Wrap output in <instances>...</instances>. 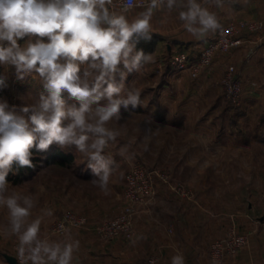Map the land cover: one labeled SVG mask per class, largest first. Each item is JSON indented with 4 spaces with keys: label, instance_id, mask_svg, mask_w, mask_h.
<instances>
[{
    "label": "clouds",
    "instance_id": "obj_1",
    "mask_svg": "<svg viewBox=\"0 0 264 264\" xmlns=\"http://www.w3.org/2000/svg\"><path fill=\"white\" fill-rule=\"evenodd\" d=\"M210 2L223 6V0ZM118 6L117 11L114 0H0V89L7 87L10 67L18 80L38 78L42 85L33 104L17 109L0 102V206L19 241V264H72L80 243L70 233L65 241L41 238L43 217L53 213L45 210L29 221L36 200L10 186L13 164L33 167V148L75 146L96 177L91 183L108 195L116 163L103 153L120 134L109 125L120 124L122 109L131 116L144 106L140 90L126 88L124 81L154 62L137 48L152 39L154 13L180 8L183 28L197 40L222 27L200 0H118ZM138 7L144 10L130 20L128 13ZM152 123L151 116L143 121L146 140ZM60 230L67 233L63 224ZM170 264H185V258L173 255Z\"/></svg>",
    "mask_w": 264,
    "mask_h": 264
},
{
    "label": "rangeland",
    "instance_id": "obj_2",
    "mask_svg": "<svg viewBox=\"0 0 264 264\" xmlns=\"http://www.w3.org/2000/svg\"><path fill=\"white\" fill-rule=\"evenodd\" d=\"M241 21L240 19L234 22ZM248 21L253 24L264 23L261 19ZM250 34L264 36V32H250ZM215 58L208 67L198 73L189 70L178 72L174 79L168 76L174 71L171 59L145 65L144 68H150L151 71L157 69L158 73L153 76L149 73L138 78L133 77L132 73L127 75L124 81L126 88L140 90L141 101H157L158 89L169 83L173 87L178 86L175 88L177 91L173 90L172 97L187 98L196 103V107L199 104V115L213 116L216 110L214 115L217 118L205 119L203 124H198L197 119H194L192 122L180 125L181 127L153 125V132L146 140L143 131V121L146 118L134 114L130 116L122 109L120 124L109 125L120 134L103 153L112 156L116 163L115 171L110 178L108 195H104L91 183L96 177L87 167L86 157L77 153L75 146L62 149L53 144L45 152H37L33 148V167L25 166L18 169L19 165L13 164L12 171L7 176L10 186L24 195L32 194L36 200L29 221L43 216L45 210H51L53 213L52 216L43 217L41 238L57 241L72 230H82L71 228L64 236H59L54 231L57 223L67 214H76L89 220L88 214L75 210L73 200L77 197L79 200L89 198L90 202L108 201V217L97 226L121 215L128 205V180L132 178L134 181L151 179L155 183L156 195L148 204L159 196L178 198L185 201H200L207 211L216 213L219 216L222 232L211 242L212 244L218 240L224 241L234 231L240 235L249 234L250 245L254 240L259 242L264 240V142L256 140L258 133H264L262 120L264 83L256 86L263 90L257 92L259 96L255 97L258 98L259 107L253 108V111L248 110L249 106L246 104L250 100L249 95H252L249 89L253 88L248 86L249 76L236 65L231 64L226 65L225 71L220 75L218 72L213 73L210 69ZM230 67H233L234 75L242 86L238 104L232 102L223 84ZM158 68L162 70L158 71ZM3 72V67H0V74ZM116 79L119 81V74ZM183 86L190 89V92H184ZM192 88H196L197 91L192 92ZM40 91L42 85L38 78L26 77L24 80H18L14 67H10L7 87L0 89V102L7 101L9 106H16L19 109L25 104L35 103ZM240 115L253 116V123L242 120L239 124L237 118ZM195 129L205 131L206 134L210 133V137L206 136L203 146L201 139L193 135ZM214 133H236L239 137L236 138L237 140L226 137L220 141L214 140L216 138ZM215 141L216 144H222L221 149L215 150L217 148L213 145ZM57 151L71 156L72 160L65 165L50 162L49 156ZM112 181L114 184L111 185ZM120 202L123 204V210L117 214ZM148 204L138 205L137 213L139 207ZM233 216L235 218H231ZM226 219H234L235 222ZM229 222L230 227L225 231L223 228L226 224L229 225ZM18 245V238L10 234L8 211L0 206V264H6L4 262L6 254L12 256L16 254ZM209 260L212 263L210 252Z\"/></svg>",
    "mask_w": 264,
    "mask_h": 264
},
{
    "label": "crops",
    "instance_id": "obj_3",
    "mask_svg": "<svg viewBox=\"0 0 264 264\" xmlns=\"http://www.w3.org/2000/svg\"><path fill=\"white\" fill-rule=\"evenodd\" d=\"M200 2L217 14L222 25L221 29L210 33L205 39L197 40L183 28L182 21L179 19L180 8H175L171 12L167 9L158 10L151 20L152 36L158 38L154 50L150 53L154 57V62L145 65L169 60L180 52L188 54L192 59H198L201 51L227 24L240 19L242 21L264 20V0H223L222 7H216L210 0L208 3H205V0ZM143 10V7L135 8L128 13V18L133 19ZM242 37L244 44L227 55L217 56L210 71L218 72L220 75L229 64L236 65L238 69L244 71L250 78L248 86L253 87L249 89L252 95H249L250 100L246 105L249 106L248 110L253 111V108L259 107L258 98H255L259 96L257 92L263 91L256 86L264 83V39L262 36L251 35L247 31L242 34ZM18 42L23 45L25 40ZM145 65L138 72H132L133 77L138 78L147 73L153 76L158 73L157 69L151 71L150 68H144ZM160 70L162 69L158 68V71ZM177 74L178 72L172 71L168 76L174 79ZM176 87L169 83L164 84L157 91L159 99L157 101L142 100L145 107H137L134 110V116L145 118L151 116L153 120L151 127L153 125L181 127L180 125L192 122L194 119H197L198 124H203L205 119L217 118L214 115L216 110L213 116L199 115V104L196 107V103L187 98L172 97L173 90L177 91ZM185 88L187 87L183 86L184 92H190V89ZM196 91V88H192V92ZM252 117L240 115L237 120L239 124L242 120L251 124ZM262 120L264 121V118ZM193 135L201 139L202 146L206 136L210 137V133L206 134L205 131H196V129ZM213 135H216L214 140L220 141L226 137L234 140L239 137L236 133H214ZM256 138L263 143L264 133H258ZM213 145L217 147L215 150L221 149L222 146L220 143L216 144V141ZM112 184H114L113 181ZM178 200L180 199L159 196L154 202L139 207L132 240L119 238L106 241L97 235L95 228L108 217V201L90 202L89 198L85 200L74 198L75 210L88 214L91 224L90 228L69 232L71 238L80 243L79 250L74 252L72 264H140L149 259H155L157 264H170L171 257L176 254L184 256L185 264H212L209 260L211 242L222 232L219 216L207 211L200 201L180 200V202ZM118 205L117 214L123 210V204L120 202ZM231 220L235 222L234 219ZM229 227L230 222L223 229L227 231ZM67 238L66 235L57 241H65ZM4 262L8 264L5 256ZM224 264H264V240L261 242L254 240L248 249L241 251L237 257L225 261Z\"/></svg>",
    "mask_w": 264,
    "mask_h": 264
},
{
    "label": "built area",
    "instance_id": "obj_4",
    "mask_svg": "<svg viewBox=\"0 0 264 264\" xmlns=\"http://www.w3.org/2000/svg\"><path fill=\"white\" fill-rule=\"evenodd\" d=\"M119 10L118 0H114ZM135 9V8H134ZM133 9V10H134ZM248 31L261 33L264 32V23L253 24L250 21H241L239 23L231 22L224 26L220 33L210 42V44L201 51L198 59H192L188 54L180 52L171 58L172 69L176 72L193 71L199 72L208 67L213 59L219 54H229L234 49L244 44L242 34ZM264 39V36H262ZM228 95L234 104H238L241 99L242 86L240 80L234 75L233 67L228 70L227 76L223 81ZM127 199L128 205L124 212L116 218L107 221L103 225L97 226L95 231L105 240L115 238H125L132 240L135 234V216L138 205L148 204L156 195L155 183L149 180H128ZM63 224L65 229H86L90 226L89 220L76 214L65 215L55 226V233L64 236L67 233L60 230ZM250 245V235H240L236 231L232 232L224 241H216L210 246V259L214 264H224L225 261L238 256L239 252ZM18 248V247H17ZM17 264V251L14 255ZM140 264H157L155 259H149Z\"/></svg>",
    "mask_w": 264,
    "mask_h": 264
},
{
    "label": "trees",
    "instance_id": "obj_5",
    "mask_svg": "<svg viewBox=\"0 0 264 264\" xmlns=\"http://www.w3.org/2000/svg\"><path fill=\"white\" fill-rule=\"evenodd\" d=\"M157 40H158V38L155 36H152V39L150 41L141 40L138 43L137 48L142 49L146 54L147 53L150 54L154 50V47L156 45ZM57 159H59L60 161H56ZM70 160H72V157L67 156L62 151H57L56 153L49 156L50 162H53V163L58 162L60 165H65ZM18 169H22V167L18 166Z\"/></svg>",
    "mask_w": 264,
    "mask_h": 264
},
{
    "label": "water",
    "instance_id": "obj_6",
    "mask_svg": "<svg viewBox=\"0 0 264 264\" xmlns=\"http://www.w3.org/2000/svg\"><path fill=\"white\" fill-rule=\"evenodd\" d=\"M5 258L9 264H17L16 258L14 256L6 254Z\"/></svg>",
    "mask_w": 264,
    "mask_h": 264
}]
</instances>
